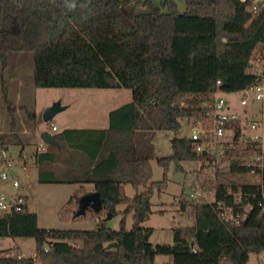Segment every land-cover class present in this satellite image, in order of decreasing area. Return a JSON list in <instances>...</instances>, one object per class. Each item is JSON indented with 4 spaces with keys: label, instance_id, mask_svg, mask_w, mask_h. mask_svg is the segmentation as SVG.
I'll use <instances>...</instances> for the list:
<instances>
[{
    "label": "trees",
    "instance_id": "obj_1",
    "mask_svg": "<svg viewBox=\"0 0 264 264\" xmlns=\"http://www.w3.org/2000/svg\"><path fill=\"white\" fill-rule=\"evenodd\" d=\"M181 13L172 0L161 7L141 0H0V98L7 101L4 71L13 52H34L38 88H98L132 90L133 101L109 114L108 129H66L54 134L58 145L37 155L38 181L93 184L103 213L114 217L117 207L133 212L134 227L111 230H42L27 201L23 210L0 214V238L36 241L34 258L18 259L0 251V264H156L157 255L170 264H248L250 255L264 252V214L256 205L239 225L220 218L217 202L242 208L233 193H259L260 187L239 184L250 173L246 163L261 155L262 146L242 141L240 119L228 124L232 142L219 156L229 162V183L214 186L216 202L192 204L193 226L175 230L172 246H154L151 229L142 227L152 211V197L165 191L172 162L216 156L196 152L190 137L172 139L173 155L155 157L164 168L161 182L151 183L153 156L145 134L182 131V120L210 121L217 92H241L257 81L251 72L257 52L264 55V8L256 15L240 0H181ZM151 7L137 13V6ZM220 81V84H218ZM5 143L4 138L1 137ZM65 145L81 152L88 164L73 171L53 170ZM126 185L144 191L131 198ZM232 192V194H230ZM185 207V205L183 204ZM117 243L116 248L108 245Z\"/></svg>",
    "mask_w": 264,
    "mask_h": 264
},
{
    "label": "rangeland",
    "instance_id": "obj_2",
    "mask_svg": "<svg viewBox=\"0 0 264 264\" xmlns=\"http://www.w3.org/2000/svg\"><path fill=\"white\" fill-rule=\"evenodd\" d=\"M153 6L161 7L165 0H141ZM178 5L181 13L186 11V4L181 0H172ZM151 7L137 6L135 12H150ZM259 52L256 53L252 73L259 70ZM36 66L34 52H13L9 57V64L4 71L8 89L7 101L0 98V132L5 144L9 145L10 153L17 165V172L23 181L31 184V192L19 190L28 197L30 211L37 214L38 226L42 230H91L105 227L111 230H127L134 227L133 212L125 214L127 206L120 205L114 217L108 219L104 213L99 217L88 210L85 216L75 218L79 209V199L84 193L80 185L40 183L36 166L38 146L45 144L40 135L44 131L59 134L66 129H104L109 125L111 111L131 103L133 94L131 89H98V88H38L34 84ZM241 92H218L216 99H223L227 106L240 115V127L243 135L242 141L249 140L252 134L248 125L252 114H257L256 107L246 108L241 104ZM60 102L66 109L58 113L51 122L43 120L44 111L54 103ZM200 117L185 118L182 120L183 128L179 133L155 132L145 134L146 146L149 154L154 157L151 164L153 178L151 183L161 182L164 178V168L155 157H170L173 155L172 139L175 137H190L192 128ZM56 126L58 131H53ZM263 135L261 141L264 152V127L259 128ZM235 130L229 132L233 138ZM213 155V154H210ZM24 156H26L24 158ZM216 156L213 163L201 160L182 163L184 171H177L172 162L167 176L169 184L165 191L156 193L152 197L153 213L142 227L151 229L150 242L154 246H172L174 244L175 230L184 229L194 225L195 216L192 204L213 203L215 197L214 186L219 183H229V162L219 163ZM251 175L237 178L239 184H250ZM88 190L94 188L92 184L85 185ZM95 189V188H94ZM0 191L11 195L15 193L9 184L0 185ZM138 191L131 185H126L127 195L131 198ZM200 192L201 196L193 200L190 195ZM185 205V207L183 206ZM12 253L22 254L26 258H34L36 254V241L32 238L12 239L0 238V251L8 250ZM171 257L157 255L156 264H168ZM248 264H264V252L260 255L251 254Z\"/></svg>",
    "mask_w": 264,
    "mask_h": 264
},
{
    "label": "built area",
    "instance_id": "obj_3",
    "mask_svg": "<svg viewBox=\"0 0 264 264\" xmlns=\"http://www.w3.org/2000/svg\"><path fill=\"white\" fill-rule=\"evenodd\" d=\"M240 2L246 5L247 10L256 15L261 9L264 8V0H240ZM259 70L256 73L257 81L251 87L241 91L243 96L241 97V104L248 108L256 107L259 112L256 114L251 113L248 130L252 133L249 136V141L260 143L263 140V135L259 134L258 130L264 127V55H258ZM220 84V81H218ZM218 93V92H217ZM216 93V94H217ZM216 96V95H215ZM210 121L200 119L196 125L192 128L190 139L193 142L197 153L201 154H213L221 156L227 149V145L232 142V138L229 137L228 124L240 119V115L233 111L223 99H216L213 103L211 111L209 113ZM53 131H57L56 126H52ZM262 146V144H261ZM39 153L45 152L44 146L40 145L37 149ZM251 169L250 185L259 186L260 194L246 193L243 194L233 193V197L236 202L245 201V205L242 208H236L233 205H229L224 201L217 202V208L220 214V218L227 223L239 225L245 221L250 213L255 210L256 205L253 200L261 198L258 206L261 213L264 214V152L262 150L261 155L255 159H252L246 163ZM0 184H9L15 191L11 195L5 194L0 191V214H7L12 212H20L23 210L28 197L23 194L21 190L25 192H31V184L23 181L21 175L17 172V165L15 164L13 157L10 153V149L5 143L2 142L0 132ZM232 194V192H230ZM201 196L200 192L191 193L190 197L193 200L198 199ZM213 202H216L214 199ZM18 259H24L22 254L15 255Z\"/></svg>",
    "mask_w": 264,
    "mask_h": 264
},
{
    "label": "water",
    "instance_id": "obj_4",
    "mask_svg": "<svg viewBox=\"0 0 264 264\" xmlns=\"http://www.w3.org/2000/svg\"><path fill=\"white\" fill-rule=\"evenodd\" d=\"M66 107H63L60 102L54 103L52 106L48 107L43 114V120L46 123L52 121V119L60 112L64 111ZM40 138L47 145H58V142L55 140L54 135L48 131L41 133ZM91 209L95 212H100L102 210V201L99 192L86 193L81 196L79 199V209L75 213V218L85 216L88 210ZM113 216L111 213L108 214V219H111ZM117 243H111L108 245V249L116 248Z\"/></svg>",
    "mask_w": 264,
    "mask_h": 264
},
{
    "label": "crops",
    "instance_id": "obj_5",
    "mask_svg": "<svg viewBox=\"0 0 264 264\" xmlns=\"http://www.w3.org/2000/svg\"><path fill=\"white\" fill-rule=\"evenodd\" d=\"M108 127H109V125H108ZM108 127L104 128V129H108ZM85 130H92V128H87V129L85 128ZM7 147L9 148V145H7ZM54 152L57 154V159H56V162L52 165L53 166V170L60 171V170L66 169L68 171H73L75 169H79L83 165L88 164L87 158L85 157V155H83L81 152H79L77 150H74V149H71V148H69V147H67L65 145H61L60 147L54 149ZM38 154L39 153H37V155ZM37 155H36V159H37ZM25 157L26 156H24V158ZM37 170H38V173H39L38 166H37ZM0 185H2V184H0ZM76 185H80V190H78V191H81V190L84 191V193L82 195H84L86 193L94 192V188L91 189V190H88L86 188V186H85L86 184L79 183V184H76ZM170 263H168V264H170Z\"/></svg>",
    "mask_w": 264,
    "mask_h": 264
},
{
    "label": "clouds",
    "instance_id": "obj_6",
    "mask_svg": "<svg viewBox=\"0 0 264 264\" xmlns=\"http://www.w3.org/2000/svg\"><path fill=\"white\" fill-rule=\"evenodd\" d=\"M65 6L69 9H75L77 7L76 0H65Z\"/></svg>",
    "mask_w": 264,
    "mask_h": 264
}]
</instances>
